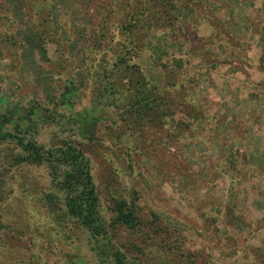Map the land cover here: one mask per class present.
Here are the masks:
<instances>
[{
    "label": "rangeland",
    "instance_id": "1",
    "mask_svg": "<svg viewBox=\"0 0 264 264\" xmlns=\"http://www.w3.org/2000/svg\"><path fill=\"white\" fill-rule=\"evenodd\" d=\"M127 1L0 0V111L46 156L0 139V264H264V0H133L130 37ZM66 142L102 236L56 187Z\"/></svg>",
    "mask_w": 264,
    "mask_h": 264
},
{
    "label": "trees",
    "instance_id": "2",
    "mask_svg": "<svg viewBox=\"0 0 264 264\" xmlns=\"http://www.w3.org/2000/svg\"><path fill=\"white\" fill-rule=\"evenodd\" d=\"M151 1H156L159 6L169 5V0ZM123 6L125 12L119 18L118 24L126 35L129 33L130 37V29L135 27L138 17L143 13L138 12L139 10L134 7L133 0H128ZM99 80H101L100 73L97 75L96 81ZM3 100L0 99L1 102ZM152 100L150 97V101ZM32 113V110H28L23 114L15 106L6 109L4 112L0 111V139H14V144L19 149L17 158H14L18 163H41L44 157L46 158L42 152V146H37L30 139L32 131L36 129L31 118ZM16 121L18 122L14 124ZM23 122L25 124H22ZM24 125L25 128L22 129L21 126ZM7 128H11V131L15 132V134L13 135L10 131H7ZM46 155L49 156L48 160L52 164L56 187L64 195V206L68 215L78 219L91 236H102L105 233V229L99 221L98 196L94 188L88 161L78 149L67 142L61 147L54 148L52 152H47ZM122 216L132 220L130 214H122ZM114 259L115 264H124L122 255L116 254Z\"/></svg>",
    "mask_w": 264,
    "mask_h": 264
}]
</instances>
